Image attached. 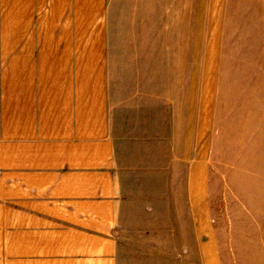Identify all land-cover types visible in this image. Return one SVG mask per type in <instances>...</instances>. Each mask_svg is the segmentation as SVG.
Wrapping results in <instances>:
<instances>
[{
	"label": "crops",
	"instance_id": "crops-1",
	"mask_svg": "<svg viewBox=\"0 0 264 264\" xmlns=\"http://www.w3.org/2000/svg\"><path fill=\"white\" fill-rule=\"evenodd\" d=\"M194 3L0 0V264H117L118 141L147 142L166 100L164 55L133 31L196 29ZM169 102L192 189L191 108Z\"/></svg>",
	"mask_w": 264,
	"mask_h": 264
},
{
	"label": "rangeland",
	"instance_id": "rangeland-1",
	"mask_svg": "<svg viewBox=\"0 0 264 264\" xmlns=\"http://www.w3.org/2000/svg\"><path fill=\"white\" fill-rule=\"evenodd\" d=\"M194 2L196 29L133 31L164 55L166 100L159 125L150 112L147 142L118 141L117 264H264V0ZM189 39L190 75L179 62ZM169 101L182 119L191 108L192 189Z\"/></svg>",
	"mask_w": 264,
	"mask_h": 264
}]
</instances>
